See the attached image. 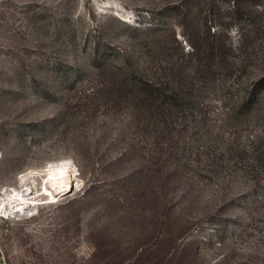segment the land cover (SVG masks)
I'll return each mask as SVG.
<instances>
[{"label":"rangeland","instance_id":"374dc122","mask_svg":"<svg viewBox=\"0 0 264 264\" xmlns=\"http://www.w3.org/2000/svg\"><path fill=\"white\" fill-rule=\"evenodd\" d=\"M60 164L6 264H264V0H0V187Z\"/></svg>","mask_w":264,"mask_h":264},{"label":"bare ground","instance_id":"6f19581e","mask_svg":"<svg viewBox=\"0 0 264 264\" xmlns=\"http://www.w3.org/2000/svg\"><path fill=\"white\" fill-rule=\"evenodd\" d=\"M72 169L68 164L53 165L30 171L19 181V189L7 192L4 188L3 204L11 214L31 210L37 204L34 190H42L49 198H55L69 192L74 186ZM22 192L24 195L22 196ZM36 194V193H35ZM14 200L15 205L12 203ZM12 210V211H11Z\"/></svg>","mask_w":264,"mask_h":264},{"label":"trees","instance_id":"16d2710c","mask_svg":"<svg viewBox=\"0 0 264 264\" xmlns=\"http://www.w3.org/2000/svg\"><path fill=\"white\" fill-rule=\"evenodd\" d=\"M144 89H146L149 92V96H152V95H155V94L159 95V93H160V88L154 86V84L148 83L147 86ZM250 95H252V96L250 97ZM250 95H249L248 99L244 100L242 102V105H240V106H243V107L248 106V104L253 100V96H254L253 92H252V94L250 93ZM171 97H173V98H171ZM167 98L174 99V100L177 99L178 100V97H176L174 94H173V96L168 95ZM156 99H157V96L152 98V100H156ZM162 100H163V98H161L160 102L163 104L164 101H162ZM169 105H174V102H171V104H169Z\"/></svg>","mask_w":264,"mask_h":264},{"label":"built area","instance_id":"2783aa9c","mask_svg":"<svg viewBox=\"0 0 264 264\" xmlns=\"http://www.w3.org/2000/svg\"><path fill=\"white\" fill-rule=\"evenodd\" d=\"M3 191L4 188L0 187V221L8 219L9 215H11V213L7 211L4 207L5 205L3 204V198H2V196L4 195ZM12 203L15 205L14 200H12Z\"/></svg>","mask_w":264,"mask_h":264},{"label":"crops","instance_id":"0c3cea01","mask_svg":"<svg viewBox=\"0 0 264 264\" xmlns=\"http://www.w3.org/2000/svg\"><path fill=\"white\" fill-rule=\"evenodd\" d=\"M0 264H6L3 257L0 255Z\"/></svg>","mask_w":264,"mask_h":264}]
</instances>
